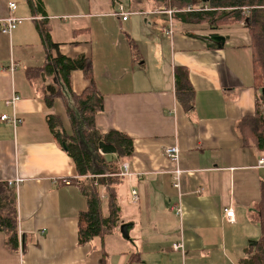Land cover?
<instances>
[{
	"label": "crops",
	"instance_id": "0c3cea01",
	"mask_svg": "<svg viewBox=\"0 0 264 264\" xmlns=\"http://www.w3.org/2000/svg\"><path fill=\"white\" fill-rule=\"evenodd\" d=\"M38 1L40 10L27 0H0V19L24 18L11 36L0 31V118L8 117L0 119V181L21 179L16 196L24 252H7L0 233V264H238L245 248L256 245V209L264 187V168L257 167L264 154L244 147L236 134V123L261 102L246 23L172 19L170 38L163 31L169 16L154 0H122L134 12L126 21L114 15L111 0ZM38 27L62 55L91 59L104 99L96 126L133 141V155L123 161L130 175L117 186L118 231L102 241L77 239L76 218L86 200L79 186L69 183L76 177L74 164L46 123L49 114L66 123L62 101L47 107L42 81L25 75L45 58ZM211 35L225 37V43ZM177 67L187 70L194 90L189 110L175 97ZM51 78L52 84L59 82L57 74ZM86 86L81 71L72 72V90ZM13 95L19 99L12 106L6 102ZM172 145L185 170L180 191L171 185L173 165L163 154ZM178 202L179 216L172 208ZM227 207L234 210L231 222L223 215ZM176 241L184 245L183 256L172 248Z\"/></svg>",
	"mask_w": 264,
	"mask_h": 264
},
{
	"label": "trees",
	"instance_id": "16d2710c",
	"mask_svg": "<svg viewBox=\"0 0 264 264\" xmlns=\"http://www.w3.org/2000/svg\"><path fill=\"white\" fill-rule=\"evenodd\" d=\"M154 3L177 10L171 18L183 23L216 26L246 23L254 88L261 102L255 105L254 114L244 116L236 123V134L244 147H255L264 154V0H154ZM27 4L40 10L38 0H27ZM199 4L207 9L184 11ZM38 31L45 46V58L42 65L27 68L25 75L30 81H42L40 93L47 107H54L56 99L62 101L66 123L57 114L47 115L46 123L55 142L74 164L76 177L69 183L78 185L86 200V207L76 218L77 239L81 244L95 238L102 241L105 236L118 231L117 186L122 183L119 166L132 157L133 141L123 132L110 128L103 133L96 126V116L103 112L104 99L93 80L91 59L62 55L59 45L51 40L46 29L38 27ZM74 70H80L87 81V86L79 93L70 87ZM54 73L59 77L58 86L48 81V76L53 77ZM174 76L175 97L184 110H189L193 107L194 90L188 72L184 67H177ZM256 210L259 236L255 246L245 248L238 264H264V187ZM18 224L16 190L6 181H0V233L5 237L4 248L11 254L24 252Z\"/></svg>",
	"mask_w": 264,
	"mask_h": 264
},
{
	"label": "built area",
	"instance_id": "2783aa9c",
	"mask_svg": "<svg viewBox=\"0 0 264 264\" xmlns=\"http://www.w3.org/2000/svg\"><path fill=\"white\" fill-rule=\"evenodd\" d=\"M114 4H115V9H114V15L119 16V18H121L122 21H126L129 16L133 13L132 11H128L126 10L125 5L123 4L122 0H113ZM8 7L10 8L11 11H13L14 9H16V5L15 3H8ZM207 7L203 6V5H196L194 7H188L186 9H184V11H195V10H206ZM177 10L175 9H171V8H162L159 10V12H163L165 14H167L169 16V23L168 26L164 28V33L166 36L170 37L173 34L172 31V13L175 12ZM22 22H24V18H20L17 17L13 14L8 15L7 17L0 19V26H1V33L5 34V35H9L11 36V33L18 27L19 24H21ZM14 66H11V69H13ZM19 99V97L17 95H13L9 100H7V104L9 105H14L15 102ZM8 117L6 115H2V117L0 118L1 120H6ZM18 119L16 117L12 118V123L15 125L17 123ZM178 146L177 145H172V146H167L165 147L163 154L164 156L171 161L173 168L170 170V174H171V185L173 188L177 189L178 191H180V187H181V175L185 172V170L181 169L179 166V156H180V150H178ZM257 167H262L264 168V157L261 156L258 158L257 160ZM118 175L120 177H127L130 175L129 173V164L128 162H122L119 168V172ZM21 181V179H15V180H9L7 181V183L11 186H13L15 188V190L18 187L19 182ZM102 198L105 197L104 194H102L101 196ZM132 198L133 201L137 202L138 200V196H137V192L136 191H132ZM180 202H178L176 205H174L172 208L175 212V214L177 216L180 215L181 213V207H180ZM224 217L228 222L233 221L234 218V210L231 207H227L226 209H224ZM172 248L175 251H179L181 252L182 256H183V251H184V245L182 243V241H176L175 243L172 244ZM22 252V251H21ZM20 252V253H21Z\"/></svg>",
	"mask_w": 264,
	"mask_h": 264
},
{
	"label": "water",
	"instance_id": "95a60500",
	"mask_svg": "<svg viewBox=\"0 0 264 264\" xmlns=\"http://www.w3.org/2000/svg\"><path fill=\"white\" fill-rule=\"evenodd\" d=\"M209 39H211L212 41H215L216 43H220V44H224L225 43V37L221 36V35H211L210 37H208ZM122 228V227H121ZM123 232V231H122ZM123 236H125V234L123 233ZM256 244V243H255Z\"/></svg>",
	"mask_w": 264,
	"mask_h": 264
},
{
	"label": "rangeland",
	"instance_id": "374dc122",
	"mask_svg": "<svg viewBox=\"0 0 264 264\" xmlns=\"http://www.w3.org/2000/svg\"><path fill=\"white\" fill-rule=\"evenodd\" d=\"M17 2H18V1H17ZM20 2L23 3V0H20ZM18 4H19V3H18ZM158 6H161L162 8H165V6H163V5H158ZM125 7H126V6H125ZM206 29H208V28H206ZM29 49H30V47H29ZM29 49H28V50H29ZM74 71H78V72H80V70H74ZM74 71H73V72H74ZM51 79H52V78L48 76V81H50ZM53 80H54V81H53V84H54V85H58V84H59L58 81H56L55 79H53ZM51 82H52V80H51ZM258 97L260 98V95H259ZM263 111H264V110H263ZM263 111H262V112H263ZM119 231H120L121 234H123V232H122V228H121V227L119 228Z\"/></svg>",
	"mask_w": 264,
	"mask_h": 264
}]
</instances>
